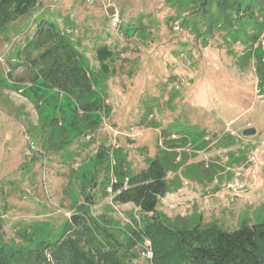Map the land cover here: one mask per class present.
Wrapping results in <instances>:
<instances>
[{
    "label": "rangeland",
    "instance_id": "1",
    "mask_svg": "<svg viewBox=\"0 0 264 264\" xmlns=\"http://www.w3.org/2000/svg\"><path fill=\"white\" fill-rule=\"evenodd\" d=\"M173 1L41 0L0 31V241H53L69 231L72 214L87 210V255L123 231L135 254L124 264H155L145 255L146 246L154 251L152 213L113 201L110 183L127 186L164 152L169 190L160 211L225 230L264 220V6L236 26L249 46L223 31L208 34L193 7ZM41 18L85 54L103 94L101 120L68 138L58 125V103L66 102L56 90H30L37 68L17 57Z\"/></svg>",
    "mask_w": 264,
    "mask_h": 264
},
{
    "label": "trees",
    "instance_id": "2",
    "mask_svg": "<svg viewBox=\"0 0 264 264\" xmlns=\"http://www.w3.org/2000/svg\"><path fill=\"white\" fill-rule=\"evenodd\" d=\"M40 1L0 0V31L6 28L8 22L35 9ZM192 1L174 0L172 5L186 9L193 7L190 14L196 17L199 28H207L208 34H212L213 30L223 31L233 35L232 41L243 37L244 43L251 46L245 36H239L236 32V26L247 20L251 12L262 9L264 0H198L196 4H192ZM36 27L34 36L19 49L17 57L22 53L31 67L37 68L31 77L30 90L35 94L41 89L56 90L60 101L64 99L66 102V108L64 103H58L61 105L58 108L63 107L61 110L65 119L57 124L69 130L68 138L71 134L76 135L85 122L92 124L101 120L103 94L96 89V81L86 63L85 54L72 43L70 37L49 19L41 18ZM261 29L264 31V26ZM28 45L33 46L31 48ZM100 51L98 59L105 60L106 55ZM17 65L18 62L12 64L14 68ZM259 72V85H264V73ZM53 119L57 122L58 117L54 115ZM165 154L156 157L146 168L131 176L127 186L124 187L123 179L110 183L114 191L113 201L131 202L141 212L152 213L148 216L147 234L154 243L155 264H264V220L254 223L245 221L232 230H225L214 224L203 225L200 221L194 222L181 216L171 218L157 208L160 199L169 190ZM120 172V168L115 169L116 175H120ZM91 197L86 195L88 203L93 202ZM88 212L85 210L72 214L69 231L53 241H36V245L28 243L23 248L0 241V264L27 263L31 257H34L33 263L36 264L42 261L46 264H95V255L104 264H124L126 257L131 260L135 254L132 246L128 250L123 231L118 233L122 239L114 234L110 248L99 251V254H86L81 244L87 238L85 221Z\"/></svg>",
    "mask_w": 264,
    "mask_h": 264
},
{
    "label": "built area",
    "instance_id": "3",
    "mask_svg": "<svg viewBox=\"0 0 264 264\" xmlns=\"http://www.w3.org/2000/svg\"><path fill=\"white\" fill-rule=\"evenodd\" d=\"M145 255L147 256V257H149L150 259H152L153 258V253H152V250H151V247L150 246H146V248H145Z\"/></svg>",
    "mask_w": 264,
    "mask_h": 264
},
{
    "label": "water",
    "instance_id": "4",
    "mask_svg": "<svg viewBox=\"0 0 264 264\" xmlns=\"http://www.w3.org/2000/svg\"><path fill=\"white\" fill-rule=\"evenodd\" d=\"M253 132H254V130H253V129H250V128H247V129L244 130V133H245L246 135L251 134V133H253Z\"/></svg>",
    "mask_w": 264,
    "mask_h": 264
}]
</instances>
